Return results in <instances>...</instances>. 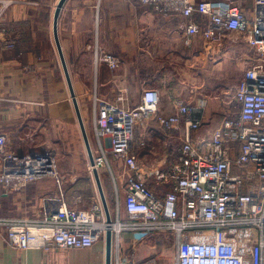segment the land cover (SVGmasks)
<instances>
[{
  "label": "crops",
  "instance_id": "obj_1",
  "mask_svg": "<svg viewBox=\"0 0 264 264\" xmlns=\"http://www.w3.org/2000/svg\"><path fill=\"white\" fill-rule=\"evenodd\" d=\"M58 1L0 0V134L7 139L8 155L0 158V176L22 174L24 171L8 169L6 162L11 168L20 165L26 169L33 155L47 156L55 171L54 177L22 187L14 181H0V218L40 220L59 201L75 209L102 205L88 170V155L85 160L52 157L65 146L68 133L79 138L80 148L84 144L53 37ZM202 1L229 3L250 21L264 13V5L260 7L257 0H191L194 4ZM184 23L182 17L143 7L139 0H66L57 31L79 108L84 84H91L93 94L102 99L116 102L123 96L129 108L145 89H154L161 95L159 115H172V100L179 99L193 106L194 115L201 119L196 136L217 131L227 116L226 98L209 97L208 93L217 88V81L227 79L226 68L234 64L243 73L254 52L240 34H225L221 42L207 44L201 37L186 38ZM3 39L13 41L14 47L5 48ZM98 52L115 57L118 67L111 70L104 63L96 64ZM81 116L84 123L82 112ZM181 133L163 130L154 120L142 134L137 131L135 152L141 170L170 167L179 155ZM94 140L96 154L98 142ZM101 143L104 146L107 140ZM111 166L115 179H121L123 162L112 157ZM104 174V168L98 169L109 212L114 197L106 188ZM121 183L123 188L125 182ZM149 187L158 196L166 192L153 182ZM78 251L17 250L0 235V264H98L96 260L77 261Z\"/></svg>",
  "mask_w": 264,
  "mask_h": 264
},
{
  "label": "built area",
  "instance_id": "obj_2",
  "mask_svg": "<svg viewBox=\"0 0 264 264\" xmlns=\"http://www.w3.org/2000/svg\"><path fill=\"white\" fill-rule=\"evenodd\" d=\"M139 3L182 17L186 38L201 37L207 44L221 42L225 34L243 36L254 57L235 88L237 115L226 116L217 131L201 138L196 136L201 119L194 115L195 108L173 99L174 113L159 115L161 95L157 90L145 89L130 108L124 106L127 100L123 96L112 103L95 95L92 120L98 148L94 166L89 165L88 170L109 168L107 155L123 162L126 181L123 188L116 189V198L123 194L122 210L129 221L114 220L109 209L111 221L107 223L101 204L84 210L59 201L40 220L0 218V235L17 250L71 251L104 242L107 230L112 238L125 230L146 235L168 232L174 235V264H264V13L250 21L238 7L220 1ZM257 3L263 7L264 0ZM4 42L8 48L14 46ZM95 63L114 70L119 61L98 52ZM153 120L163 130L182 131L179 155L166 170L143 171L136 158V134ZM102 139L107 140L104 146ZM2 157H8L7 139L0 134ZM31 159L26 169L20 165L11 168L6 162L11 171L24 172L2 175L0 181H14L22 187L55 176L47 156L33 155ZM149 182L165 189V194L158 196ZM119 264L136 263L126 260Z\"/></svg>",
  "mask_w": 264,
  "mask_h": 264
},
{
  "label": "rangeland",
  "instance_id": "obj_3",
  "mask_svg": "<svg viewBox=\"0 0 264 264\" xmlns=\"http://www.w3.org/2000/svg\"><path fill=\"white\" fill-rule=\"evenodd\" d=\"M4 41H6L7 43L8 42L12 43V44H14V42L4 40V39L2 40V43H3L2 45L7 49H11V48H8L7 44H5ZM250 65L251 64H249L248 66ZM223 70L225 69H222L219 71L221 72ZM206 71L210 72V69H206ZM225 73L228 74L227 79L220 81V82L217 81L218 83L217 88L210 91V93H208V96L213 97V98L216 97L218 99L226 98L225 103L227 107V116H230V115L236 116L239 111V106L234 101V92L236 88L235 87L236 83L241 78L243 73L234 64L226 68ZM83 87H84V94L82 97V104L80 105L81 106L80 112H82V115L84 117V127L86 130V134L88 137L92 155L94 156L95 155V140H94L95 135L93 131L92 113H93V97L96 94H93L94 91L92 89L91 84H84ZM99 99L106 100L112 103H116L114 101H110L107 99H102V98H99ZM160 102H161V98H160ZM126 103H124V106ZM125 107L129 108L127 106ZM138 132H140L141 134L143 133L142 129H138ZM75 139H77V144H75ZM78 141H79L78 137L75 138L73 135L68 133V140L65 146L62 147L61 145V148H59L58 152L52 156L53 159H55L58 156H62V157L78 156V157H82L85 160L87 156L86 149L84 147L83 142H82V148H80V146L78 145ZM44 149L46 152L47 151L49 152L51 150V149H47V147ZM111 159L112 157L110 155H107V160L109 162L110 167L104 168L105 174H106L104 175H105V181H106V188L111 189L112 195L114 197L110 202V204L112 203V207H111L112 216L114 217V220H119L121 224L127 223L129 220L124 215L123 210H122L123 198L120 195L121 193L116 198V189L117 190L121 189L120 188L122 184L121 182L122 181L125 182L126 178L121 177V179H115V177L111 173L112 172ZM100 169H103V168H100ZM120 172H123L122 167L120 168ZM87 174H89L88 171H87ZM92 206H90L89 208H91ZM117 212H119V214H117ZM173 241H174V235L168 232L146 235L138 231H130V230L121 231L118 238L116 237L112 238L111 264L124 263L126 260L134 262L136 264H149V263L150 264H174L175 248H174ZM104 245H105V242H102V243L97 244L91 249L78 251L80 253V256L79 258H76V260L77 261L81 260L83 262L96 260L98 264H103ZM35 250H38V249H35ZM53 250H60V249H50L49 252ZM60 251L68 252L65 250H60ZM76 255L77 254H74L73 258Z\"/></svg>",
  "mask_w": 264,
  "mask_h": 264
},
{
  "label": "water",
  "instance_id": "obj_4",
  "mask_svg": "<svg viewBox=\"0 0 264 264\" xmlns=\"http://www.w3.org/2000/svg\"><path fill=\"white\" fill-rule=\"evenodd\" d=\"M65 2H66V0H59L57 2L56 7H55V10H54V13H53V22H52L53 37H54V42H55L56 49H57V52H58V55H59V59H60V62H61V66H62V69H63V73H64V76H65V79H66V82H67V86H68V90H69V93H70V96H71V100H72V103H73L75 114H76V117H77V120H78V124H79L80 130H81V134H82V137H83L84 145H85L86 152H87V155H88V158H89V163H90L91 166H94V158H93V155H92V152H91L90 144H89L88 137H87V134H86V130H85V127H84V123H83V120H82L80 108H79V105L77 103L72 84L70 82V78H69V75H68V70H67V67H66V64H65V61H64V57H63V54H62V51H61L59 38H58V31H57L58 19H59V15H60L61 9L64 6ZM92 173H93L94 180H95V183H96L99 195H100L102 206H103L104 211H105L106 221H107V223H110L111 219H110V215H109L108 208H107V205H106V201L104 199V194H103L101 183H100V179H99V176H98V170L96 168H94ZM104 242H105V245H104V264H111L112 232L110 230H107V232L105 234Z\"/></svg>",
  "mask_w": 264,
  "mask_h": 264
},
{
  "label": "bare ground",
  "instance_id": "obj_5",
  "mask_svg": "<svg viewBox=\"0 0 264 264\" xmlns=\"http://www.w3.org/2000/svg\"><path fill=\"white\" fill-rule=\"evenodd\" d=\"M117 224H118V223L115 222V229L118 230L120 226L117 227Z\"/></svg>",
  "mask_w": 264,
  "mask_h": 264
},
{
  "label": "flooded vegetation",
  "instance_id": "obj_6",
  "mask_svg": "<svg viewBox=\"0 0 264 264\" xmlns=\"http://www.w3.org/2000/svg\"><path fill=\"white\" fill-rule=\"evenodd\" d=\"M103 264H104V261H103Z\"/></svg>",
  "mask_w": 264,
  "mask_h": 264
}]
</instances>
